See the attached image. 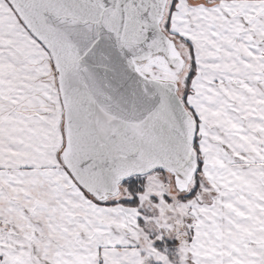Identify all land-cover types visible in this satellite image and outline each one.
I'll list each match as a JSON object with an SVG mask.
<instances>
[{
	"label": "snow or ice",
	"instance_id": "1",
	"mask_svg": "<svg viewBox=\"0 0 264 264\" xmlns=\"http://www.w3.org/2000/svg\"><path fill=\"white\" fill-rule=\"evenodd\" d=\"M0 264H264V0H0Z\"/></svg>",
	"mask_w": 264,
	"mask_h": 264
}]
</instances>
